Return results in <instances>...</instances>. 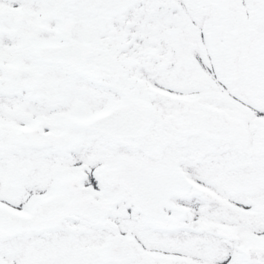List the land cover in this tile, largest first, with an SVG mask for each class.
Here are the masks:
<instances>
[{"label": "snow or ice", "instance_id": "obj_1", "mask_svg": "<svg viewBox=\"0 0 264 264\" xmlns=\"http://www.w3.org/2000/svg\"><path fill=\"white\" fill-rule=\"evenodd\" d=\"M0 264H264V0H0Z\"/></svg>", "mask_w": 264, "mask_h": 264}]
</instances>
